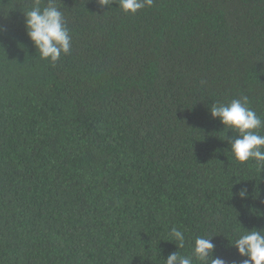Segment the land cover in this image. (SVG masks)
Returning <instances> with one entry per match:
<instances>
[{
	"label": "trees",
	"instance_id": "obj_1",
	"mask_svg": "<svg viewBox=\"0 0 264 264\" xmlns=\"http://www.w3.org/2000/svg\"><path fill=\"white\" fill-rule=\"evenodd\" d=\"M35 2L0 0V264H164L197 235L241 264L229 242L264 229V169L208 107L246 96L264 119V0H57L55 66L26 35Z\"/></svg>",
	"mask_w": 264,
	"mask_h": 264
},
{
	"label": "clouds",
	"instance_id": "obj_2",
	"mask_svg": "<svg viewBox=\"0 0 264 264\" xmlns=\"http://www.w3.org/2000/svg\"><path fill=\"white\" fill-rule=\"evenodd\" d=\"M154 0H97L100 6L111 7L116 3L124 13L135 14L145 7H151ZM23 12L24 27L27 37L32 42L40 58L47 60L52 66L62 55H67L72 47V37L66 26L63 12L57 0H47L41 7V0H36L30 9ZM6 29L0 27V31ZM210 116L218 119L224 126L223 140L228 150L238 162L253 160L259 171L264 169V119L249 106L246 96L233 98L227 102H216L208 107ZM231 130L234 135H227ZM247 191L238 192L245 198ZM245 229V228H243ZM212 235H197L191 241V254L173 251L167 255L164 264H228L222 257H214L215 245L210 239ZM165 241L174 242L177 249L186 244L185 232L172 227ZM241 257H246L241 264H264V229H245L235 235L229 242Z\"/></svg>",
	"mask_w": 264,
	"mask_h": 264
}]
</instances>
